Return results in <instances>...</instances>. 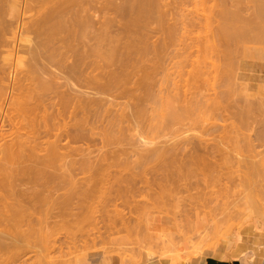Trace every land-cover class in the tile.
I'll use <instances>...</instances> for the list:
<instances>
[{
	"label": "bare ground",
	"instance_id": "6f19581e",
	"mask_svg": "<svg viewBox=\"0 0 264 264\" xmlns=\"http://www.w3.org/2000/svg\"><path fill=\"white\" fill-rule=\"evenodd\" d=\"M195 1L197 2V0ZM207 1H209L207 2L210 8L209 11L207 10L209 13L205 11L207 14L204 13L205 15L199 16L200 14L198 15L197 12V17L195 15L190 22L191 24L193 22L194 25H192L197 26V28L199 26L204 27L202 25L204 22L205 25L207 24L205 26L207 30L204 28L206 32H209L207 34L209 35L212 31L211 35L206 34L207 36L205 35L202 39V48L200 49L201 46H199L197 59L192 63L190 73L193 83L184 86V84L178 85L177 82H173L174 87H172L173 85L171 86L165 78L170 68L167 66L165 56L168 57L167 54L169 48L174 44L173 41L182 37L180 35L182 30L179 26L169 25L166 22L167 14L163 10L162 0H0V264H78L76 261L74 263L73 257L72 260L71 258L64 259L66 258L65 254H61L60 257L56 255L59 246H56L58 241L56 240V229L59 226L70 225L72 223L70 217L74 216V209L78 208L77 210H79L81 207L84 209L86 205L93 209L95 207L97 210L101 206L103 209L105 207L107 209V206L114 205L113 210H116L117 217L118 214H121V217L118 220H116L117 218L111 220L112 216L108 218L107 215L106 217L110 222H106L105 227H114V229L112 228L113 231L119 228L121 232L127 230V233H129L130 231L136 237L129 233L128 235H131V238L129 236L128 239L130 241L132 238L133 240L136 239L135 244H138V242L142 244L144 241L150 242L152 235L156 238L155 235L158 231L155 232L154 230L163 221L175 227L182 226L184 223L186 225L199 223L202 218L206 217L205 213L213 208L210 207L211 200L214 198H211L213 193L210 194V197L209 193L205 191L206 195L202 193V196L201 194L200 196L204 197L205 195L206 197L202 200L201 198L196 200L200 202L193 203L192 199L198 196V191L195 189L196 193L192 195L193 190L189 192L187 189L189 193H185L187 195L191 193L192 198L189 196L190 203L185 200L189 203H186L189 208L184 203L182 205L185 206L184 209L179 205H181L182 200L184 202L185 197L176 196L178 201L181 200L180 202L174 199L175 195L178 192L180 193L179 190L182 191L183 189L181 187L183 184L180 185L179 183L181 181H177V183H179L178 187L182 189H177L175 186L171 190L168 189L173 193L176 191L174 195L170 193L166 196L165 187L167 183L170 184L169 182L173 181L174 176L182 175V179H185L183 178L185 176L193 181L192 178L199 174L198 170L204 167L203 170L209 168L207 170L208 175L212 172L216 174V172H219L218 168L220 169L223 166L225 168L230 163V159H238L237 162L235 161L238 166L240 160L244 162L243 165L246 163L244 168L247 167L251 172L248 169L246 171L241 169V172L244 173L248 170L249 174L245 173L243 175L240 173L243 175L241 180L238 181L237 179L240 178V174L236 178L240 184L235 185L242 186L239 190H247V193L245 191L238 192L241 194L240 197L238 195V200H235L226 207L227 210L226 208L224 210L229 213L232 208L236 207L237 203H242L240 204L242 206L239 205L240 207L238 206L237 209L240 212L234 211L240 216L248 210L250 204L253 205L252 202L249 203L253 201L255 206L261 207L259 213H264V203L261 202L260 198L261 195L264 196V144L262 141L264 137L262 136L261 139V136L257 133V135L254 134L258 132L257 127L260 126L257 123L264 122V118L263 121L260 120L263 115L256 120L252 118L256 115L249 114L252 115L250 119L257 121L252 120L250 122L249 118L246 119L247 116L249 117L246 114L248 111L243 112L245 115L240 114L241 111H235L247 120L245 122V119L242 118V120L238 115L241 121L245 122V125L248 122L249 127H246L245 130L255 129V124H257L255 125L257 127L254 132L252 129L247 130L249 131L248 136H246L248 133L245 136L243 135L246 131L241 133L242 128L238 131L240 126H237V130L236 127H233L236 123H232L233 131H230L231 133L225 131L224 127V132L230 134H228L230 139L227 138V134H224V137L221 138L217 136L220 141L216 140L221 143H219L220 146H225L224 148L223 146H217V142V144L214 143L215 145L212 143V146L211 144L208 146L209 140L203 138V136L214 132L212 126H215V123H213L214 125L211 124L208 129L205 125V130L202 127L203 131L200 129L199 134L201 135L198 134L197 137L196 135L186 134L189 130H192L191 128L198 118L197 115H199V119L203 116V113L199 112L203 109L210 111V113L211 110L218 111V106L221 105L218 100L223 99L225 101L226 96L231 91V89L229 90L230 85H235L232 81L239 79L240 76L242 78L241 73L237 77L234 67V60L236 63L237 58L234 55V46L239 49L236 47L237 44H244V46L242 45L243 48L239 49L240 53L242 52L240 50H243L240 56L245 58L241 62L244 66L250 68L252 72H257L251 74L253 78L264 83V0ZM202 3H204V0H201L200 4L202 5ZM182 23L185 24V21L178 22L179 25ZM152 34L154 35L152 36ZM155 35H159V37L157 38ZM154 36L157 40L152 39ZM248 43L254 45L251 46ZM216 44H220L219 47L221 48L216 47ZM215 48H218V51L221 50L219 52L223 60L220 59L219 62L222 63L223 61V65L215 64L216 61L213 60L215 63H212L211 66H214V69L217 68L213 69V73L218 72V74L214 73L215 77L220 73L223 79L222 81L219 79L220 81L219 83L216 82L217 84L210 83V85L206 83L204 75L206 76V73L211 72L212 69L206 72V65L201 66L202 60L200 57H202V54H206L204 53L206 51L208 54L211 49L215 51ZM203 57L205 58V56ZM217 59L219 58L217 57ZM154 61L156 64H154ZM150 62H154L153 65ZM211 66L209 65L210 68ZM225 67H228V69L226 70ZM233 67L234 69H232ZM229 69L234 71V76ZM164 73L166 76L164 75L165 77L161 78ZM230 78L233 79L230 81L231 83H229ZM163 79H165V82ZM201 80L203 81L201 82ZM228 85L229 87H227ZM225 88H228L229 91ZM237 89L239 90L240 87L234 91L236 92ZM238 90L237 92L240 91ZM245 90L247 91V87ZM260 94V98L256 96V99H259L257 115L259 112H264V85ZM120 100L124 102H118ZM217 101L219 104L216 105ZM253 101L247 98V102L242 103L249 105L248 107L251 108L256 105V101ZM109 102L110 108L107 105ZM111 103L114 106L119 105V108L116 107L117 109L114 110ZM230 104L233 105L231 102ZM239 108L242 107L239 106ZM260 108L262 111H260ZM251 110L253 109L251 108ZM158 128H162L160 136L170 138L174 134L178 138L170 144H167V139L164 143H162L164 140L155 141L152 134ZM259 132L263 135L264 131L260 130ZM178 133L180 134L178 135ZM255 136H259V139H256ZM98 137L100 142L104 144L99 150L97 149L99 146L94 149ZM179 138H182V140ZM223 138H226V141L232 140L237 145H240L244 139L243 141H246L244 146L248 145L246 148L244 147L245 152L247 153L249 150L251 153L248 152L249 155H245V157L240 155L239 157L243 158L240 159L238 155L241 154V152L239 153L241 147L240 150L236 144L231 147L233 143H227L226 146L224 144L226 141L223 143ZM177 139L180 142H177ZM168 140H171V138ZM255 142L258 143L255 144ZM261 143L263 148L261 147L262 149L259 150ZM224 151H227V155L226 153L223 154ZM236 151L238 153H235ZM216 152H221V154L218 153L221 157L217 156ZM242 152H244L243 149ZM228 154H231L230 157ZM236 154L237 158H233L236 157ZM121 156H123V161L125 157V162L122 161ZM210 157L211 159L213 157L224 158L226 162L223 159L221 160L223 163L219 162L221 165H218L216 161L213 163ZM118 160L121 163L116 162ZM232 164L230 163V165ZM215 167H218L217 171ZM195 168L198 169V173ZM203 170H201L203 173L200 171L201 176L204 174ZM221 171L216 175L219 177L223 175V169ZM207 173L204 175L206 176ZM216 175L214 176L216 177ZM175 178L176 182L177 177ZM181 178H178V180ZM217 178L216 181H218ZM203 180L204 183L209 181ZM245 180L246 183H249H247L248 185H252L249 188L250 190H248L249 186H246ZM161 181L163 184H161ZM191 181H188L189 183L184 181L185 185L186 183L192 185ZM193 182L199 184L197 181ZM243 183H245L244 187L247 189L243 187ZM151 184H153L151 187L155 185L154 188L164 189V191L161 190L164 197L161 196L163 194H158L162 200L165 197L169 198L170 195L173 196V199L170 197L168 201L166 198L164 202L162 201L165 205L164 208L163 206L158 207L159 197L157 199L153 197L155 193L150 197H148L149 194L144 193L147 189L148 193L153 192H149V189H154L149 186ZM200 184L198 188H200ZM170 185L168 187H172ZM201 186L203 185L201 184ZM207 187H204L205 190ZM192 188L190 187V189ZM209 192L211 193L210 189ZM207 195L211 200H208ZM170 199L176 203L174 201L169 202ZM207 201H210V203ZM90 203H93L92 206H90ZM99 203H103V205ZM118 203L124 205L123 208L128 207L130 213H135L136 217H134L135 215L130 216L129 212L130 215L127 217V214L122 213L123 211H118L119 208L116 209L120 206ZM98 205H100L99 208ZM89 207L87 208L89 209ZM204 208L208 209L204 211ZM243 208L247 210L243 211ZM88 209L87 213L89 212L88 217H90L93 214ZM258 210L254 212L258 213ZM79 211H76V213H79ZM210 211L207 213L210 214ZM84 212L86 213V211ZM154 212H157L158 215H154ZM247 212L249 213V210ZM87 213L84 218L87 217ZM243 214L240 217L243 216L245 220L250 217V221L256 222L255 225L261 222V220L254 218V215L252 217L250 214L245 213L248 215L247 217ZM230 215L233 216V214ZM238 215L235 218H238ZM210 216L207 214V217L211 220L214 219ZM261 216H264V214ZM245 220H241L242 223ZM85 221L88 222L89 220L86 219ZM206 222H203L204 225L200 223V227L206 226ZM92 223H95V221ZM238 224L240 225V223ZM197 225H194V227ZM81 227L87 226L81 224ZM175 227L174 229H176ZM171 228L173 229V227ZM86 231H83L85 232L83 233L85 234L84 238L87 237ZM127 233L125 234L127 235ZM143 234L151 236V239L147 236L146 240L143 241ZM75 237L77 238V236ZM124 239L128 240L127 237H124ZM124 239L121 238L120 240L125 241ZM115 241L118 240L114 239L111 244ZM251 242L249 243L252 244ZM108 244L111 245L109 242ZM139 247L134 245L133 248ZM133 248H130V250ZM114 250L119 251L116 250V247ZM122 250L124 253L125 250ZM262 250L264 251V247ZM111 251L110 246L108 249L104 246V251L94 253L91 256L92 258L87 257V253H85L84 256L81 255L83 257L79 256L83 259V262L79 260L81 258H76L77 256L75 259H78L77 262L80 261V264H122L118 260V256L109 254ZM141 251L140 255L143 253ZM263 251L261 254L257 253L250 264L254 263L257 256L258 258L261 257ZM216 252L217 250L214 249L211 257L214 258ZM71 254L73 256L74 252ZM131 255L130 259H124L123 257V262L128 260L127 262L131 264H186V260L182 261L181 258H178L177 253H171L168 256H163L162 253L151 256L146 253V255L144 254L145 258L143 257L137 263L134 260V254ZM200 255L198 256L199 259L201 257V259H204V263H207L208 254ZM61 257L63 260H60ZM238 259H234L233 264L239 263ZM187 261L190 263V259Z\"/></svg>",
	"mask_w": 264,
	"mask_h": 264
},
{
	"label": "rangeland",
	"instance_id": "374dc122",
	"mask_svg": "<svg viewBox=\"0 0 264 264\" xmlns=\"http://www.w3.org/2000/svg\"><path fill=\"white\" fill-rule=\"evenodd\" d=\"M168 3H167V2ZM172 1V2H171ZM178 1V2H177ZM181 1V2H180ZM191 1V2H190ZM207 2H209V1H205L204 0V3H202V5L200 4L201 3V0L199 1V0H197V2L194 0H188V1H186V0H162V6H163V10H164V12H166V14L168 15H166V22H168L169 23V25H171V24H173V25H177V26H179L180 28H181V36L182 37H179L180 39L179 40H177L176 39V37H174V39H176L175 41H173L174 42V44H173V42H171L170 44L172 45L170 48H169V51H168V54H167V58H166V56H165V59L167 60L166 61V63L168 64H166L165 63V66L167 65L168 66V68H169V70H168V75L166 76V74L164 73V74H162V77L161 78H163V76L166 78V81L172 86L173 85V82H177V84L178 85H181V84H184V86L186 85V84H188V85H190V84H192L193 83V80H192V75H191V71H192V63L194 62V60H196L197 59V57H196V55L198 56V49H199V46H201L200 47V49L202 48V39L205 37V35L207 34V33H209V32H206V30H207V27L205 28V26L207 25H205V23L203 24L202 23V25H204V27L202 26V28H201V26H199L198 28H197V26L196 27H194L193 25V22H192V24L190 23L191 22V19H193L194 18V16L195 17H197V12H198V15L199 16H203V15H205V14H207V13H209L208 11L210 10V8H209V4L207 3ZM211 2V1H210ZM170 3V4H169ZM196 3V4H195ZM198 3V4H197ZM207 3V4H206ZM167 4V5H166ZM170 5V6H169ZM171 5H173V6H171ZM207 5V6H206ZM211 5V4H210ZM165 6V7H164ZM171 7V8H170ZM208 8V9H207ZM183 9V10H182ZM206 9V10H205ZM168 10V11H167ZM208 10V11H207ZM205 11H207V13L205 12ZM205 13V14H204ZM189 14H191V15H189ZM202 14V15H201ZM182 16V17H181ZM186 16V17H185ZM175 18H176V20H175ZM190 18V19H189ZM179 20H181L182 22H184L185 21V24H181V25H179L178 24V22L179 23H181V21H179ZM190 20V21H189ZM187 21V22H186ZM188 22H189V24H188ZM197 22V21H196ZM188 24V25H187ZM183 25V26H182ZM192 25V26H191ZM216 25V24H215ZM182 26V27H181ZM185 26V27H184ZM194 27V28H193ZM178 28V27H177ZM182 28H184V29H182ZM206 30H205V29ZM210 28V27H209ZM208 28V29H209ZM186 29V30H185ZM211 29H212V27H211ZM185 31V32H184ZM183 32H184V34H186V35H184L183 34ZM211 33H212V31L210 32V34L209 35H211ZM154 34H152V36H153ZM208 35V34H207ZM206 35V36H207ZM208 35V36H209ZM157 38L159 37V35H155ZM154 36V37H155ZM187 36V37H186ZM203 36V37H202ZM152 37V39L153 40H157V38L155 37ZM184 38V39H183ZM161 39H162V37H161ZM152 40V41H153ZM180 41V42H179ZM215 41H217V40H215ZM199 42V43H198ZM178 43V44H177ZM198 43V44H197ZM215 43V42H214ZM213 43V44H214ZM217 43V42H216ZM176 44V45H175ZM220 44H222V42H220ZM219 44V45H220ZM247 44V43H246ZM249 45H254L253 43H248ZM218 44H216V47H219V45L217 46ZM238 45V46H237ZM236 45V47L237 48H239V49H241V48H243V46H244V44L243 43H240V44H237ZM243 45V46H242ZM219 48H221V47H219ZM199 49V50H200ZM218 48H215V51L213 50V49H211V50H209V54L207 53V51L206 52H204V53H206V54H202V57L203 56H205V58L203 57H200L201 58V60H202V63H201V66L203 65V66H205V68L207 69L206 70V72L207 71H209V69H212V73H213V71L215 70V69H217V68H215L214 69V66H211V64L212 63H215L214 61H216V63L215 64H221V66L223 65L222 63H223V61H222V63H220L219 61H220V59L221 60H223L222 58H221V56H220V52L219 51H221V50H217ZM234 51L235 52H237V53H235L234 52V55L237 57L236 58V63H235V60H234V67H235V72H236V75H237V77L238 76H240V74L239 73H241V75H242V78H241V76H240V78L239 79H231L230 78V80H229V83H231L230 81L231 80H233L232 82H233V84H235V85H230L231 87L229 88V90L231 89V91H229L228 90V88H225V89H227V91H229V94L226 96V100L228 101H224L223 99H219L218 101H219V103H221V105L220 106H218V111H214V110H211V113H210V111H205L204 109L203 110H201L199 113H203L202 115L205 117V118H202L203 116H201V114H200V119H199V115H197L198 116V118L195 120V122H196V125H195V122H194V124H193V126H192V130H189L188 131V133H186V134H191V136L192 135H196V137H197V135L200 133L199 131H200V129H201V131H203L202 129L204 128V130H205V128H206V126H207V129L208 128H210L211 127V124H213V123H215V126H212V130L215 132H211L210 133V135L208 134V135H205V136H203V138H205V139H207V140H209V143H208V146L211 144V146H212V143L214 144V143H216L217 144V146L219 145V143L220 142H218V141H216V140H219V138H217V136L218 137H224V134H227V132H229V133H231L230 131H233L232 129H233V127H236L235 129L237 130L238 128V131L240 130V128H242V130H240L241 131V133H244L245 131V133L243 134L244 136H245V134H247L246 136H248L249 135V131H247V130H250V129H252V128H249V129H247V130H245L246 129V127H249L248 126V122L246 123V125H245V122L248 120V118H249V120H250V122L253 120V119H250L251 117H252V115H249V114H253V116L254 115H256L255 117H252V118H254V119H259V118H261V116L263 115L264 116V112L263 113H261V112H259V114H260V116H259V114L257 115V113H258V109H259V107H258V101H259V99H256L257 97H261V96H259V95H261L260 93H261V91H262V86L264 85V83H262V82H260V80H258V79H255V78H253V76H251V74H255V73H257V72H252L251 70H250V68H248L247 66H244V64L241 62L242 60H245V58H242V56H240V54L241 53H243V50H240V51H242L241 53L239 52V49H236L235 48V46H234ZM170 50H172L173 52H171ZM171 52V53H170ZM203 52V51H202ZM170 54V55H169ZM191 54V55H190ZM215 54H217V55H215ZM221 54H223V53H221ZM242 55V54H241ZM235 56H234V58H235ZM217 57L219 58V59H217ZM216 59V60H215ZM214 60V61H213ZM247 60H249V59H247ZM171 61V62H170ZM155 62V61H154ZM154 62H150L152 65H153V63ZM165 62V61H164ZM219 62V63H218ZM240 62V63H239ZM150 63H148V64H150ZM158 63V62H157ZM154 64H156V62L154 63ZM207 64H208V66H207ZM214 64V65H215ZM236 64H237V66H236ZM209 65L211 66V68L209 67ZM220 66V65H219ZM208 67V68H207ZM213 67V68H212ZM215 67H217V66H215ZM234 67L232 68V69H234ZM226 68V70L228 69V67H225ZM240 68V69H239ZM256 68V67H255ZM214 69V70H213ZM217 71V70H216ZM229 71H231L230 69H229ZM211 72H207L206 73V76L204 75V79H205V81H206V83H211V84H214V83H219V81L221 80L222 81V79L223 78H221V74L219 73V75H216V77H215V74L214 73H217L218 74V72H214L213 74L211 73ZM234 71H231V73L233 74V76L235 75L234 73H233ZM211 73V74H210ZM209 75H210V78H209ZM250 76V78H248L249 76ZM232 75H231V77H233ZM159 78H160V76H158ZM202 78V77H201ZM200 78V79H201ZM207 78H209V79H207ZM203 79V78H202ZM220 79V80H219ZM164 80V82H165V79H163ZM192 80V81H191ZM189 81V82H188ZM203 80H201V82H202ZM204 81V82H205ZM215 81V82H214ZM188 82V83H187ZM213 82V83H212ZM247 82V83H246ZM190 83V84H189ZM216 83V84H217ZM210 84V85H211ZM238 84V85H237ZM172 87H174V85L172 86ZM188 87V86H187ZM186 87V88H187ZM227 87H229V85L227 86ZM240 87V91L239 92H237V90H236V92L234 91L236 88H239ZM245 87V88H244ZM246 87H247V91H248V93H247V91L245 90L246 89ZM234 88V89H233ZM244 89V90H243ZM249 89V90H248ZM233 91V92H232ZM235 92V93H234ZM245 92H246V94H245ZM256 92V93H255ZM256 95H255V94ZM238 94V95H237ZM255 97H254V96ZM229 96V97H228ZM236 96H237V98H236ZM253 96V97H252ZM257 96V97H256ZM231 97V98H230ZM239 97V98H238ZM245 97H247L248 99L250 98L252 101L253 100H255L256 102H255V104H253V105H255V107L253 106V107H251L253 110H251V108L250 107H248L247 106V104H245L246 102H247V98H245ZM225 98V97H224ZM230 98V99H229ZM241 98V99H240ZM245 98V99H244ZM231 100H233V101H231ZM236 100V101H235ZM242 100H244L245 101V103H242V102H244V101H242ZM218 101H217V103H216V105L217 104H219L218 103ZM240 103H238V102ZM118 102H124L123 100H120V101H118ZM225 102V103H224ZM230 102L231 103H233V105H231L230 104ZM236 102V103H235ZM254 102V101H253ZM112 104V103H111ZM227 104V105H226ZM238 104L239 106H241L243 109H244V111L242 110V108H239V106L237 105V107H236V105ZM241 104H243L244 106H242ZM108 106H109V108L111 107L110 106V102L107 104ZM216 105H215V107H216ZM223 105H225V106H223ZM112 106L114 107V110L115 109H117V108H119V105L118 106H114V104H112ZM223 106V107H222ZM246 106V107H245ZM112 107V108H113ZM117 107V108H116ZM214 107V108H215ZM227 107V108H226ZM239 108V109H236V108ZM111 108V109H112ZM221 108V109H220ZM258 108V109H257ZM220 109V110H219ZM227 111H226V110ZM233 109V110H232ZM241 109V110H240ZM246 109V110H245ZM250 110V112H249V110ZM113 110V109H112ZM216 110V109H215ZM239 110V111H238ZM203 111V112H202ZM225 111V112H224ZM235 111H237V112H240V114H242L243 112H247L246 114H248L249 115V117L247 116H245L246 117V119L244 118V117H241V115L240 114H238L237 112H235ZM252 111V112H251ZM255 111V112H254ZM260 111H262V109L260 108ZM264 111V110H263ZM217 112V113H216ZM227 112H229V113H227ZM254 112V113H253ZM257 112V113H256ZM214 113H216V114H214ZM234 114V115H233ZM217 117H216V116ZM238 115H240V117H241V119L242 118H244L245 119V122H243V121H241V119H240V117L238 116ZM242 115H245L244 113L242 114ZM214 116H215V118H214ZM228 118H227V117ZM236 116V117H235ZM262 116V119H260V120H262L263 121V117ZM218 118H220V119H218ZM201 119H203V120H201ZM222 119H224V120H222ZM199 120V121H198ZM201 120V121H200ZM240 120V121H239ZM243 120V119H242ZM232 121V122H231ZM254 121V120H253ZM262 121H260V122H262ZM241 122V123H240ZM243 122V123H242ZM249 122V123H250ZM254 122H257V121H254ZM254 122H252V123H254ZM205 123V124H204ZM232 123H236V124H234V126L232 127ZM264 123V122H263ZM263 123H257V124H259L258 126L259 127H261L262 125H264ZM210 124V125H209ZM219 124H221V125H219ZM257 124H255V125H257ZM194 125H195V127H194ZM206 125V126H205ZM208 125H209V127H208ZM214 125V124H213ZM225 125V126H224ZM230 127H229V126ZM253 125V124H252ZM254 125V127H255V129H256V127L257 126H255ZM205 126V127H204ZM218 126V127H217ZM220 126H223V127H220ZM227 126V127H226ZM237 126H240V127H238L237 128ZM203 127V128H202ZM215 127H217V128H215ZM225 127V128H224ZM229 127V128H228ZM232 127V128H231ZM251 127V126H250ZM259 127H257V129H258V132H255L254 134H258L259 136H261V139H262V136L264 137V126H262L260 129H259ZM225 129V131H227L226 133L224 132V129ZM218 129V130H217ZM220 129V130H219ZM227 129V130H226ZM255 129H252L253 130V132H254V130ZM216 130V131H215ZM252 130H251V132H252ZM262 131L263 132V135H261V132H259V131ZM162 131V128H158V130L157 131H155V132H153V137L155 138V141H163L162 143H164L165 141H166V139H167V144H170V143H173L172 141H174L176 138H178V137H175V135H174V137H173V135L172 136H170V138H171V140H168V139H170V138H164L163 136H160V132ZM192 133H191V132ZM194 131H196V132H194ZM223 131V132H222ZM243 131V132H242ZM195 133H197V134H195ZM218 133V134H217ZM228 133V134H229ZM238 133H240V132H238ZM260 133V134H259ZM162 134V133H161ZM180 133H178V135H179ZM212 134V135H211ZM215 134V135H214ZM223 134V135H222ZM228 134H227V138H228ZM251 134V133H250ZM254 134L252 133V135H253V137H254ZM256 134V135H257ZM199 135H201V134H199ZM230 135V134H229ZM243 135L241 134V136L243 137ZM158 136V137H157ZM259 136L257 137V136H255L256 137V139H259ZM95 137H97V136H95ZM172 137H173V139H172ZM212 137V138H211ZM216 137V138H215ZM225 137H226V135H225ZM213 138H215V139H213ZM245 138V137H244ZM98 139V140H97ZM180 140H182V138H179ZM179 139H177V142H180V140ZM197 139V138H196ZM211 139H213L212 141H210ZM226 139V138H225ZM224 138H223V143L226 141ZM228 139H230V138H228ZM227 139V140H228ZM264 139V138H263ZM215 140V141H214ZM244 140V139H243ZM242 140V143L240 144V145H237L235 142H232V140H228V141H226V143H224L226 146L228 145V144H231V143H233V145H231V147L233 146H235L234 144H236L237 145V147H239L238 149L240 150V147H241V150L239 151L237 148V151H239V153L241 152V154H239L238 155V157L240 156V155H244V156H242V157H245V155L247 156V155H249V154H247L248 152L249 153H251L249 150H248V152L246 153L245 152V148L248 146H244V142H246V141H243ZM246 140V139H245ZM220 141V140H219ZM258 141H261V140H258ZM263 141V144H264V140H262ZM176 142V141H175ZM96 144L94 145L95 146V148H94V146H93V148L94 149H96L98 146V150H99V148L100 147H103L104 146V144H102V142H100V139H99V137L98 138H96V142H95ZM228 143V144H227ZM258 142H255V144H257ZM260 143V142H259ZM221 144V143H220ZM262 143H261V145H260V148H258L259 150L260 149H262L263 147H262V145H263ZM215 145V144H214ZM243 145V146H242ZM246 145V144H245ZM220 146V145H219ZM223 145H221L220 147H222ZM219 147V148H220ZM225 146H223V148H224ZM230 147V146H229ZM245 147V148H244ZM259 147V146H258ZM262 147V148H261ZM104 149V148H103ZM103 149H102V151H103ZM221 149V148H220ZM242 149H243V151L244 152H242ZM258 149H256V150H258ZM229 152L231 151V150H228ZM235 152V153H238V152ZM227 152V151H226ZM225 151L223 152V154L224 153H226ZM228 152V153H229ZM233 152V151H232ZM96 153H97V150H96ZM217 153V152H216ZM218 153H220L221 154V152H218ZM217 153V154H218ZM234 153V152H233ZM223 154H222V156H223ZM216 155V154H215ZM226 155H227V153H226ZM229 155V154H228ZM231 155V154H230ZM230 155H229V157H230ZM123 156H125V155H123ZM123 156H121L120 158L122 159L123 158ZM217 156H219V154L217 155ZM219 157H221V156H219ZM212 158L211 159V157H210V159H211V161L213 162V163H215V161H216V164H218V165H221V163L219 164V162H222L223 163V161H225L226 159H224V158H222V159H220V158ZM225 157V156H224ZM233 157V156H232ZM241 157V158H242ZM126 158H127V156H126ZM233 158H237V154H236V157L234 156ZM232 158V159H233ZM240 158V157H239ZM240 158V159H241ZM134 159V158H133ZM214 159V160H213ZM217 159V160H216ZM224 159V160H223ZM228 159V158H227ZM239 159V160H240ZM243 159V158H242ZM221 160H223V161H221ZM121 161V160H120ZM122 161H123V159H122ZM128 161V160H127ZM217 161H218V163H217ZM232 161V162H231ZM238 161V159L236 160V159H233V160H231L230 159V163L232 164H234V166H233V164L232 165H230V163H228V160H227V166H225V168H224V166L223 165H225V164H223L222 166L223 167H220V166H218V167H220V169L218 168V167H215L216 169V171H217V168H218V170H219V172L223 169V172H224V174L223 175H225V176H223V175H221L220 177L221 178H223V179H221L219 176H217L218 174H219V172H216V174H215V172H210L211 174L210 175H208V171L207 170H209V168L207 169V170H203L204 168L203 167H201V168H203V169H201V170H203L204 171V174L205 173H207L206 174V176L204 175V174H202V176L200 175V169L198 170V169H196L195 168V170L197 171H199V176L197 175V176H195V177H193L192 179H193V181H197V182H199V184H200V182H201V184L203 185V186H201V184H200V188H198L199 187V184H196V182H193V181H191V180H189V178L188 177H185V176H183V178H185V179H182L181 177H182V175L181 176H174L173 177V183L170 181L169 183L171 184H168L167 183V186L165 187L166 188V196H168L170 193H172V195H174V193L176 192H170V191H168V189L170 188V190H171V188H173V186H175L177 189L179 188V189H182V191L181 190H179L180 191V193L178 192V194H180V195H175V197H174V199L175 200H177L178 201V197H176V196H184L185 197V199H184V202H183V200L181 201L180 199H182V198H180L179 200L181 201H178V202H180V204L181 205H179L180 207H183L184 209H185V206L187 207V208H189L188 207V205H186V203H190L191 202V199H189V196L191 195V193H192V195L193 194H195L196 193V190L198 191L197 192V195L198 196H196V197H194V199H192L193 201V203H195V202H200V201H196L197 199L199 200L200 198H201V200H202V198H204V197H206L205 195V191L207 192V193H209V195L211 194L212 195V193H213V195H212V197H211V195H210V197L211 198H213L212 200H211V198H209V195H207V197H208V200H211V203H210V201H207V202H209L210 204H211V208L212 209H209L208 211H210V210H212V211H210L211 213V216H212V218H214L215 219V221H213L214 219H212L211 220V218H209V217H207V214L210 216V214L209 213H205V215H206V217L209 219V220H206L207 218L206 217H204V218H202V220L199 222V223H194V225H196V224H205V223H203V222H206V226H201L200 227V225H199V227H198V225L197 226H195L194 227V225H192L193 223H191V224H188V225H186L185 223L181 226V225H178L179 227H175V226H172V224H170V223H167V222H165V221H163V222H160L159 223V226L157 225V228L154 230L155 232H157L156 233V235H155V237L156 238H154V235H152L153 237H152V239H151V236H148V235H144L143 237H142V239H143V241L144 240H146V237L148 236V238H150L151 240H150V242H145L144 241V243L142 242V244H141V242H140V244L143 246H141L140 244H139V242H138V244L136 243H134L135 242V240H133V238H132V240L130 241L129 239H128V237L129 238H131V235L133 236V237H136V235L134 236L133 234H131L130 233V231H129V233L131 234V235H128L129 233H127L128 231L127 230H122V232H121V230H120V228L118 229V230H112V228L114 229V227H110V228H106L105 227V223L107 222H110L109 220H108V218H110L111 216H112V218H110L111 220H113L114 218L116 219V220H118L119 219V217H121V214L119 215L118 214V217H117V213L115 212L116 210L114 209L113 210V208H114V205H110V206H107V209H106V207L103 209V207H102V209H100L99 208V206L102 204L103 205V203H99L100 205H98L97 207L99 208L98 210L94 207V209L92 208V207H89V206H87L86 205V207L83 209L82 207H81V209H79V210H77V209H74V212L76 213V211H79V213L77 212L76 214L75 213H73V215L75 216V215H77V216H73L72 218L70 217V219H71V221H72V223H70V225H66L65 227L64 226H59L57 229H56V240H58L57 241V243H56V246H58L57 247V253H56V255L58 256V257H60V256H62L61 254H65V256H66V258H64V259H69V258H71L72 259V257L74 258V263H75V261H76V263H78V264H80V261L81 262H83V259L81 258V257H83L84 256V254L85 253H87V257L89 256L90 258H92L91 256H93L94 255V253H98V252H103L104 251V246H105V248H107L108 249V247L110 246L111 247V249H112V251H111V253H109L110 255H114V256H118V260L122 263V264H131V263H128L126 260H125V262H123V257H124V259H126V258H128V259H130L129 257H131V256H133V255H131V254H134V256H135V258H134V260H135V262L137 263L139 260H141L143 257L145 258V256H144V254L146 255V253H148V254H150L151 256L154 254H164L163 256H168V255H170L171 253H177L178 254V258H181V260L182 261H185L186 262V264L187 263H189V261H187V260H189L190 259V263L189 264H199L200 262H204V259L202 258L201 259V257H203V256H201L200 254H208V255H210L213 251H214V249H216L217 250V252L214 254V258L212 257L210 260L208 259V261H207V263H204V264H220V261H222L223 260V264H229V263H231V264H233V261H234V259H236V258H239L238 259V261H239V263H237V264H250V261L253 259L252 258V256L249 254V253H246V252H244V251H241L240 252V249H239V244H241V246L243 245V240H242V242H239V233L240 232H244L245 231V229H246V227H252V228H255L256 230H258L259 232H264V218H261V217H264V216H261V215H263L264 213H262V214H260L259 213V211L261 210L260 208H258L257 206H255V203L253 202V201H250L249 203H251L252 202V206H251V204L249 205V207H248V210H249V213L247 212L248 210L247 209H245V208H243V211H246V212H244V214L245 213H247V214H250V216H252V215H254L255 217L254 218H256L257 220H261V222L260 223H257L256 225H255V223L256 222H253V220L252 221H250L251 219H250V217L248 218L249 219V222H248V219L247 220H245V218H243V216L242 217H240L238 214H236L235 212H236V210L238 209V206L240 205V204H242V203H237V205H236V207L235 208H232L230 211H232V212H234V213H231L229 210V213L230 214H233V216H231L229 213H226L227 211V208L226 207H228V205H230L231 203H233L235 200H238V195H239V197H240V193H238V192H240V191H242V192H246L247 190H239V189H241V187L242 186H237V185H235V184H240L238 181H239V179L241 180V176H243L245 173H248V168L246 167V169H248L247 170V172H243V171H246V169L244 168V165L246 164H242V163H244V162H241V160H240V163H241V165H240V163H239V166H238V163H236V162ZM243 161V160H242ZM116 162H119V160L118 161H116ZM123 162H125V157H124V161ZM226 162V161H225ZM246 162V161H245ZM119 163H121V162H119ZM209 163H210V161H209ZM212 165V164H211ZM213 165H215V164H213ZM230 165V166H229ZM238 166V167H237ZM244 168H242V167ZM246 166V165H245ZM194 167H196V166H194ZM228 169H227V168ZM114 169H115V167H113ZM112 168V169H113ZM117 168V167H116ZM191 168V167H190ZM192 168H193V166H192ZM192 168H191V170H192ZM213 168V167H212ZM111 169V170H112ZM241 169L243 170L242 172H241ZM190 170V169H189ZM194 170V169H193ZM114 171V170H113ZM112 171V172H113ZM198 171H197V173H198ZM206 171V172H205ZM253 171V170H252ZM222 172V171H221ZM226 172V173H225ZM249 172H251V170H249ZM126 173V172H125ZM201 173H203L202 171H201ZM214 173V174H213ZM243 174V175H241V174ZM239 174H240V176H239ZM249 174V173H248ZM185 175V174H184ZM214 175H216V177H218L217 178V180L218 181H216V177L214 176ZM214 176V177H213ZM240 177V178H237V177ZM175 177H177V180H176V182H175ZM200 177H201V179H200ZM206 177V178H205ZM211 177V178H210ZM248 177H249V175H248ZM175 178V179H174ZM178 178H181V179H179L178 180ZM195 178H197V179H195ZM206 179L205 181H207V180H209L210 181V183H209V181H207L206 183H204V180L203 179ZM209 178V179H208ZM220 178V179H219ZM238 179V181H237V179ZM244 178V177H243ZM242 178V179H243ZM247 178V177H246ZM245 178V179H246ZM187 179H188V181H191V184L192 185H189L188 183V181H187ZM252 180H253V178H251ZM153 180V179H152ZM182 180H183V182H182ZM203 181V183H202V181ZM177 181L179 182V181H181V182H179L180 183V185L181 184H183V186H181L182 188H180V187H178V185H179V183H177ZM184 181H186V182H188V183H186V185L188 186V188H187V186L185 185V182ZM220 181V182H219ZM254 181H255V179H254ZM253 181V182H254ZM152 183V182H151ZM159 183H160V181H159ZM174 183H176V184H174ZM245 183H246V180H245ZM245 183H243V187H244V185H245ZM248 183V182H247ZM246 183V184H247ZM256 183V182H255ZM259 183V182H258ZM153 184H154V182H153ZM153 184H151V185H149L150 187L151 186H153ZM161 184H163L162 183V181H161ZM174 184V185H173ZM194 184V185H193ZM206 184H207V186L209 187V185H210V187H209V189L211 190V193L209 192V189H207L208 187L206 186ZM209 184V185H208ZM249 184V183H248ZM246 185L247 187H248V190H250L249 188H250V186H252L251 184L250 185ZM260 184V183H259ZM258 184V185H259ZM263 184H264V182H263ZM172 186V187H168V186ZM197 185V186H196ZM205 185V186H204ZM226 185V186H225ZM148 186V185H147ZM164 186H165V183H164ZM227 186H228V188H227ZM149 187V188H150ZM154 187H155V185H154ZM154 187H151V188H154ZM168 187V188H167ZM190 187L192 188V189H190ZM194 187H196V188H194ZM204 187H207L206 188V190H205V188H204V191L202 192V189ZM175 188V189H176ZM245 188V187H244ZM154 189H155V191H154ZM153 190H151V189H149V192H151V191H153V192H151V193H148V189L146 190V192H144L146 195H148L149 194V196L148 197H150V195H153V193H155L154 194V196L153 197H155L156 199H157V197H159V195L160 194H163L162 192H161V190H160V188L159 187H156V188H154ZM157 189H159V190H157ZM176 189V190H177ZM187 189L189 190V192H190V190H193L191 193H190V195H187L186 193H189L188 191H187ZM196 189V190H195ZM245 189H247V188H245ZM252 189V188H251ZM195 190V191H194ZM199 190H201V191H199ZM162 191H164V189L162 190ZM178 191V190H177ZM218 191V192H217ZM169 192V193H168ZM186 192V193H185ZM194 192V193H193ZM201 192V193H200ZM217 192V193H216ZM241 192V193H242ZM168 193V194H167ZM183 193H185V194H183ZM202 193L203 194H205L204 195V197H201L202 196ZM216 193V194H215ZM247 193V192H246ZM248 193H249V191H248ZM158 196H157V195ZM200 194H201V196H200ZM215 194V195H214ZM172 195H170V197H171V199H173V196ZM191 195V196H192ZM264 195V194H263ZM161 196H163L164 197V194L163 195H161ZM161 196L158 198V201H159V203H157V205H158V207H161V206H163V208L165 207V205L163 204V202L167 199V201L169 200V198H163V200H162V198H161ZM188 196V197H187ZM190 196V197H191ZM200 196V197H199ZM189 199V200H187V199ZM192 198V197H191ZM261 202L263 201V203H264V196L262 197V195H261ZM263 198V199H262ZM138 199H140V198H138ZM146 199V198H145ZM170 199V201L169 202H171V201H174V200H171ZM250 200H252L251 198H249ZM188 201V202H186V201ZM195 200V201H194ZM120 201H121V199H120ZM120 201H119V203H120ZM163 201V202H162ZM94 202V201H93ZM118 202V201H117ZM168 202V203H169ZM241 202V201H240ZM97 203V202H96ZM118 203V204H119ZM160 203H162V204H160ZM174 203H176L175 201H174ZM185 203V206H182L183 204ZM188 203V204H189ZM91 204V203H90ZM93 204V203H92ZM92 204L90 205V206H92ZM178 204V203H177ZM209 204V205H210ZM95 205V204H94ZM120 205V204H119ZM208 205V206H209ZM227 205V206H226ZM96 206V205H95ZM124 206V205H123ZM123 206H122V204L119 206V207H117L116 209H118V211H120V212H122V213H125V214H127V217H129V215L130 216H134L135 215V213L133 214V213H130V211L128 210V207H124L123 208ZM167 206V205H166ZM240 206H242V205H240ZM239 206V207H240ZM253 206H255V208H253ZM87 207H89V209L87 208ZM244 207H246V206H244ZM93 209V211H92V209ZM109 208V209H108ZM126 208V209H125ZM166 208H168V207H166ZM186 208V209H187ZM226 208V210H224ZM264 208V207H263ZM86 211V213H87V209L88 210H91L90 212H92V214L90 213V215H92V216H90V217H92L91 219H90V217H88V215H89V212L87 213V217L86 218H84L85 216H86V213L83 211ZM122 209V210H121ZM158 209V208H157ZM180 209V208H179ZM208 208H204V211H206ZM257 210V209H259L258 210V213L256 212H254L255 210ZM83 212H82V211ZM104 210V211H103ZM125 210V211H124ZM151 210H153V209H151ZM170 210V209H169ZM172 210V209H171ZM240 210V209H239ZM263 210V209H262ZM97 211V212H96ZM100 211V212H99ZM95 212V213H94ZM111 212V213H110ZM130 214H129V213ZM237 212H240V211H238L237 210ZM264 212V211H263ZM85 213V214H84ZM112 213H114V214H112ZM83 214V215H82ZM96 214V215H95ZM115 214H116V216H115ZM230 215V217H229V215ZM243 214V215H244ZM247 214H245V215H247ZM260 214V215H259ZM85 215V216H84ZM94 215H95V217H94ZM98 215V216H97ZM108 215V216H107ZM154 215H158V213L157 212H154ZM236 215H238L239 217V220L241 219V220H245L243 223H242V221L240 222L239 220H238V218L236 217L235 218V216ZM256 215H258L257 217H256ZM82 216V217H81ZM105 216V217H104ZM108 218H107V217ZM110 216V217H109ZM171 216V215H170ZM210 216V217H211ZM134 217H136V215L134 216ZM247 217H248V215H247ZM253 217V216H252ZM84 218V219H83ZM99 218V219H98ZM104 218V219H103ZM206 218V219H205ZM243 218V219H242ZM89 220L88 222H86L85 220ZM93 219V220H92ZM98 219V220H97ZM103 219V220H102ZM108 221H107V220ZM205 219V220H204ZM73 220H74V222H73ZM84 222H83V221ZM97 220V221H96ZM101 220V221H100ZM75 221H77L76 222V224H74L75 223ZM93 221H95V223H92ZM211 221V222H210ZM247 221V222H246ZM80 222V223H79ZM83 222V223H82ZM86 222V223H85ZM101 222V223H100ZM78 223H79V225H78ZM86 224V226L87 227H81V224H82V226H85V224ZM87 223H89V225H87ZM238 223H240V225L238 224ZM241 223H242V225H241ZM93 225V226H92ZM95 225V226H94ZM239 225V226H238ZM75 227V229H74V227ZM77 226V227H76ZM78 226H79V228H78ZM64 227V228H63ZM69 227V228H68ZM171 227H173V229L171 228ZM174 227L176 228V229H174ZM181 227V228H180ZM64 230H63V229ZM83 228H85V229H83ZM164 229V230H163ZM79 230H81V231H79ZM85 230H87L86 231V236L88 237H85L84 238V236H85V234H83V233H85V232H83V231H85ZM120 230V231H119ZM162 230V231H161ZM63 231V232H62ZM78 231H79V233H78ZM110 231H113L112 233L110 232ZM118 231V232H117ZM143 231V230H142ZM145 231V230H144ZM143 231V232H144ZM153 231V232H154ZM160 231H161V234H160ZM62 232V233H61ZM65 232V233H64ZM81 232V233H80ZM127 233V235L125 234V233ZM154 232V233H155ZM109 233V234H108ZM115 233V234H114ZM122 233H124V234H122ZM153 233V234H154ZM58 234V235H57ZM73 234V235H72ZM80 234V235H79ZM96 234V235H95ZM98 234V235H97ZM114 234V235H113ZM157 234H160V235H157ZM70 235V236H69ZM117 235V236H116ZM75 236H77V238L75 237ZM79 236V237H78ZM83 236V237H82ZM97 236H98V238H97ZM114 236V237H113ZM122 236H124V237H127V239L128 240H126V239H124V237H122ZM75 237V238H74ZM109 239H108V238ZM112 237H113V239H112ZM119 237V238H118ZM123 238L125 241H123V240H120L121 238ZM234 237V238H233ZM80 240H79V239ZM87 238V239H86ZM98 239V240H96V239ZM60 239V240H59ZM71 239V240H70ZM73 239V240H72ZM83 239V240H82ZM86 239V240H85ZM92 239V240H91ZM100 239V240H99ZM101 239H103V240H101ZM107 239V240H106ZM114 239H116V240H118L119 241V243L117 244V242L118 241H115L114 243H116V244H111V242L114 240ZM231 239V240H230ZM234 239V240H233ZM75 241V242H74ZM84 241V242H83ZM97 241V242H96ZM106 241V242H105ZM70 242V243H69ZM73 242V243H72ZM81 242V243H80ZM93 242V243H92ZM103 242H105V243H103ZM108 242L112 245H109L108 244ZM121 242V243H120ZM230 242H231V244H230ZM238 242H239V244H238ZM90 243V244H89ZM97 243V244H96ZM133 243V244H132ZM62 244V245H61ZM83 244V245H82ZM93 244V245H92ZM105 244V245H104ZM102 245V246H101ZM134 247V245H135V247L137 246V247H139V245H140V247H141V249H140V247L139 248H133L132 246ZM76 246V247H75ZM83 246V247H82ZM89 246H90V248H89ZM108 246V247H107ZM59 247H61V248H59ZM75 247V248H74ZM80 247V248H79ZM82 247V248H81ZM113 247V248H112ZM115 247H116V250L118 249L119 251H115L114 249H115ZM133 248V249H131L130 250V248ZM217 247V248H216ZM69 248V249H68ZM73 248V250H71ZM85 248V249H84ZM124 249L125 251H124V253L122 252L123 250L122 249ZM80 249V250H79ZM79 250V251H78ZM129 250V251H128ZM140 250H142L141 252H143L141 255L139 254L140 253ZM139 251V252H138ZM69 252H71V253H73L74 252V254H73V256H72V254L71 253H69ZM171 252V253H170ZM107 253V252H106ZM123 253V254H122ZM136 253V254H135ZM237 254V257L235 258L234 256H236L235 254ZM67 254V255H66ZM125 254V255H124ZM137 254H139V255H137ZM69 255V256H68ZM81 255H83V256H81ZM131 255V256H130ZM201 256L200 257V259H199V257L198 256ZM64 256V257H65ZM77 256V257H76ZM79 256H81V257H79ZM86 256V255H85ZM158 256V255H157ZM75 257L76 258H81V259H79L80 261L79 262H77L78 261V259H75ZM120 257H122V258H120ZM150 257V256H149ZM193 257H195V258H193ZM62 258V257H61ZM139 258V259H138ZM197 258V259H196ZM60 259V258H59ZM122 259V260H121ZM60 260H63V258L62 259H60ZM134 262V261H133ZM81 264H84V263H81ZM252 264H264V251H263V255L261 256V257H259L258 258V256H257V259L254 261V263H252Z\"/></svg>",
	"mask_w": 264,
	"mask_h": 264
},
{
	"label": "crops",
	"instance_id": "0c3cea01",
	"mask_svg": "<svg viewBox=\"0 0 264 264\" xmlns=\"http://www.w3.org/2000/svg\"><path fill=\"white\" fill-rule=\"evenodd\" d=\"M243 240V245L239 244V242H242ZM252 241V242H251ZM239 242L238 246L241 251H244L246 253H249L252 258L256 257V254H261L263 251L262 248L264 247V232H259L255 228L252 227H246L244 232L239 233ZM251 242L252 244H250ZM214 251L208 255V259L210 260L213 256ZM235 254V253H234ZM237 257V254H235ZM199 264H204V262H200ZM220 264H223V260L220 261ZM237 264V263H235Z\"/></svg>",
	"mask_w": 264,
	"mask_h": 264
}]
</instances>
